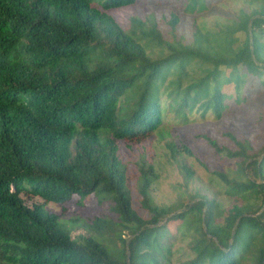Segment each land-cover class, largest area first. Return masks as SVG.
Instances as JSON below:
<instances>
[{
    "label": "trees",
    "instance_id": "1",
    "mask_svg": "<svg viewBox=\"0 0 264 264\" xmlns=\"http://www.w3.org/2000/svg\"><path fill=\"white\" fill-rule=\"evenodd\" d=\"M143 1L0 0V264H174L177 234L193 254L180 264H264V115L253 137L199 136L237 164L212 172L228 207L210 190L157 204L144 145L168 111L222 121L264 100V0L216 33L195 21L223 0H177L160 23L110 14ZM86 198L112 203L87 235L46 209Z\"/></svg>",
    "mask_w": 264,
    "mask_h": 264
},
{
    "label": "rangeland",
    "instance_id": "2",
    "mask_svg": "<svg viewBox=\"0 0 264 264\" xmlns=\"http://www.w3.org/2000/svg\"><path fill=\"white\" fill-rule=\"evenodd\" d=\"M143 3L142 6L113 10L110 14L115 16L118 22L125 27L133 16L154 17L160 23L168 21L173 14L182 16L184 12L183 5L177 0H144ZM260 4V0H223L215 5L210 12L197 16L196 26L204 29V32L223 31L234 24L242 9L251 11L259 7ZM195 22L188 19L184 31L187 37L191 35V29ZM245 38V33L234 35V39L239 42L244 41ZM163 99L166 100L167 96L164 95ZM169 103L168 101L163 105L166 110L167 107L169 110ZM263 115L264 100L262 99L255 102L250 110L237 111L222 121H216L211 113L203 117L201 113L194 111L188 114L186 119H181L175 118L174 114L168 111L161 130L152 135L144 144L145 156L154 163L158 173V179L152 189L155 202L166 206L181 202L188 203L189 197L196 192L210 190V194L215 193L225 207H228L230 201L223 195L226 188L213 177L212 172L232 173L237 164L235 161L217 155L206 140L199 136L208 135L211 139L221 142L227 141L225 137L227 133L253 137L262 132L263 125L260 124V119ZM170 144L174 145L175 154L169 148ZM184 145L191 149L193 156H188L183 151ZM180 164L192 168L195 172L194 182L192 181L188 186L185 185ZM42 203H44L42 199L36 198L29 204L32 206V204ZM111 206L112 203L109 201L100 205L96 198H86L82 200V203L76 199L67 207L49 203L46 209L60 216L70 227H75L73 236L78 237L88 234L87 229L91 219L110 215ZM173 225L174 223L171 224V228ZM174 241V264H180L193 258L188 243L182 239L181 234H177Z\"/></svg>",
    "mask_w": 264,
    "mask_h": 264
}]
</instances>
